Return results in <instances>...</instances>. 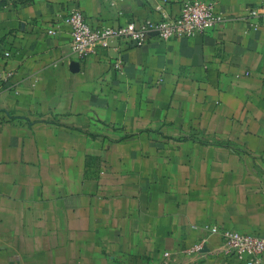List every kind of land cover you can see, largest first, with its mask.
Masks as SVG:
<instances>
[{"label": "crops", "instance_id": "1", "mask_svg": "<svg viewBox=\"0 0 264 264\" xmlns=\"http://www.w3.org/2000/svg\"><path fill=\"white\" fill-rule=\"evenodd\" d=\"M207 1L226 20L204 34L80 57L55 16L180 4L0 0V264H245L203 227L264 238V28L247 16L264 0Z\"/></svg>", "mask_w": 264, "mask_h": 264}, {"label": "built area", "instance_id": "2", "mask_svg": "<svg viewBox=\"0 0 264 264\" xmlns=\"http://www.w3.org/2000/svg\"><path fill=\"white\" fill-rule=\"evenodd\" d=\"M169 0H163L167 3ZM180 4L179 14L170 18L146 19L131 21L117 26L102 23L93 25L80 7H75L66 15L53 18V26L48 34L56 32L55 26L64 23L70 27V47L80 57L95 55L100 46H108L110 41L123 40L132 45L142 47L151 41L167 42L180 38H192L204 34L223 24L225 15L216 9L214 2L207 0H175ZM250 28H264V12L259 8L247 10ZM121 69V62H115ZM208 233L219 235L223 251L245 264L264 263V238L258 235L242 233L217 226L205 225ZM208 241L202 239L186 249V255H204L208 250ZM165 257L172 259L169 253Z\"/></svg>", "mask_w": 264, "mask_h": 264}]
</instances>
